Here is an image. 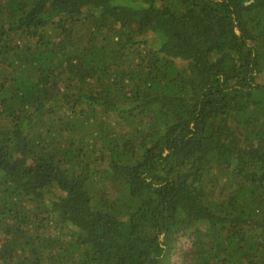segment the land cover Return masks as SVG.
Here are the masks:
<instances>
[{
    "label": "trees",
    "instance_id": "1",
    "mask_svg": "<svg viewBox=\"0 0 264 264\" xmlns=\"http://www.w3.org/2000/svg\"><path fill=\"white\" fill-rule=\"evenodd\" d=\"M0 264H264V0H0Z\"/></svg>",
    "mask_w": 264,
    "mask_h": 264
}]
</instances>
